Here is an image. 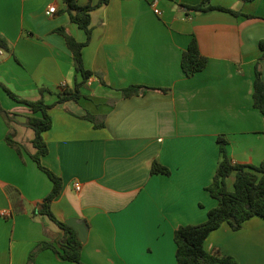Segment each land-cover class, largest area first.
<instances>
[{"label": "crops", "instance_id": "crops-1", "mask_svg": "<svg viewBox=\"0 0 264 264\" xmlns=\"http://www.w3.org/2000/svg\"><path fill=\"white\" fill-rule=\"evenodd\" d=\"M201 1L107 0L94 8L82 48L93 75L76 88L82 77L56 30L63 27L78 42L86 35L63 11V0H0V34L7 40L0 84L51 106L41 164L62 179V189L50 209L60 222H85L84 264H176L175 229L203 223L217 205L206 187L221 158L218 138H225L233 164L264 160V117L252 104L256 65L264 80V0H212L240 15L182 7ZM50 6L56 12L48 16ZM193 37L208 62L188 78L180 59ZM1 85L0 106L13 117L31 116ZM132 85L148 89L124 97ZM73 93L80 97L58 102ZM8 132L19 135L18 126L8 128L0 115V264H75L51 249L30 258L40 242L57 245L62 232L32 213L52 188L29 156L33 138L32 149L20 145L19 155L6 142ZM154 161L169 174H151ZM233 182L231 174L228 191ZM7 185L20 192L24 213L12 212ZM204 248L237 264H264V219L252 217L237 231L223 224Z\"/></svg>", "mask_w": 264, "mask_h": 264}, {"label": "trees", "instance_id": "trees-1", "mask_svg": "<svg viewBox=\"0 0 264 264\" xmlns=\"http://www.w3.org/2000/svg\"><path fill=\"white\" fill-rule=\"evenodd\" d=\"M239 1L247 3L254 0ZM63 3V11L67 13L71 22L82 29L86 35L84 42H78L63 27H59L56 30L65 40L75 71L82 77V81L76 84V88H78L93 75L91 71L84 67L82 61V48L89 43L91 37L90 11L107 3V0H99L95 5L89 4L85 6L79 5L76 0H63ZM182 7L195 13L221 11L232 15H240L237 11L212 4V0H202L198 5H182ZM0 47L7 49V40L1 34ZM260 47L264 50V42H260ZM207 62L208 59L200 53L198 42L193 37L187 48L181 54L180 67L183 74L190 78L196 73L201 72L206 67ZM254 74L252 104L264 117V80L261 77L257 65ZM1 86L10 98L18 103L24 104L30 110L32 115L26 118V125L34 133L31 144L35 152L29 154V156L52 183L51 191L43 198L38 208L34 209L32 213L33 215H45L62 232V239L57 245L46 241L40 242L32 253H30V258L37 251L51 249L64 261L84 264L81 260L82 243L78 239L76 231L65 222L58 221L50 209L51 202L59 195L62 189V179L41 164V157L47 153V147L42 138V133L51 127V118L48 113V109L51 106L46 105L42 97L36 101L26 100L14 94L4 85ZM147 89L143 86L132 85L124 88L122 92L124 97H131L144 94ZM42 92L43 90H40V93ZM79 97L80 94L78 93L64 94L59 96L58 102L77 99ZM0 115L5 120L8 128H10V124L13 122V115L1 106ZM6 142L21 155V146L12 139L11 132L7 133ZM218 143L221 158L212 182L206 187L211 197L217 200V205L207 212L206 220L203 223L179 226L175 229L173 241L175 244L176 264H237L233 256L207 252L204 248L206 238L211 232L217 230L223 224H226L232 231H237L252 217L264 219V160L257 166L233 164L226 151L227 142L225 138L219 137ZM150 173L168 175L169 170L154 161L151 165ZM231 174H234L233 190L228 191L226 188V178ZM5 191L10 199L12 212L15 215L24 213L25 203L18 189L7 185Z\"/></svg>", "mask_w": 264, "mask_h": 264}, {"label": "rangeland", "instance_id": "rangeland-1", "mask_svg": "<svg viewBox=\"0 0 264 264\" xmlns=\"http://www.w3.org/2000/svg\"><path fill=\"white\" fill-rule=\"evenodd\" d=\"M15 116L27 118L30 116V113L29 114H21V115L15 114ZM13 126H18L19 135H16L15 133L12 134V139L18 145H21L25 151L32 149L30 142H27L29 139L33 138L32 129H30L26 125V123H21V122L15 120L14 117H13Z\"/></svg>", "mask_w": 264, "mask_h": 264}, {"label": "water", "instance_id": "water-1", "mask_svg": "<svg viewBox=\"0 0 264 264\" xmlns=\"http://www.w3.org/2000/svg\"><path fill=\"white\" fill-rule=\"evenodd\" d=\"M14 119L19 122H23V123L26 122V118L24 117L14 116ZM65 223L76 231L77 237L81 241V243H84L86 241L87 227L84 221L72 218V219L66 220Z\"/></svg>", "mask_w": 264, "mask_h": 264}, {"label": "built area", "instance_id": "built-area-1", "mask_svg": "<svg viewBox=\"0 0 264 264\" xmlns=\"http://www.w3.org/2000/svg\"><path fill=\"white\" fill-rule=\"evenodd\" d=\"M152 6H156V1L155 2H152ZM56 12V8L54 7V6H50L47 10H46V15H48V16H51L53 13H55ZM154 13H156V14H159V11H158V9L157 8H154ZM5 53H6V51H5V49H3L2 47H0V57H3L4 55H5ZM74 189L76 190V191H80V189H81V185H80V183H78V182H75L74 183ZM3 216H5V212H2L1 213Z\"/></svg>", "mask_w": 264, "mask_h": 264}]
</instances>
